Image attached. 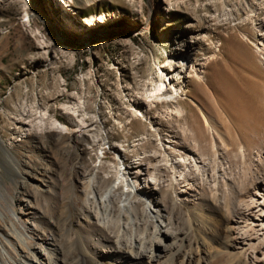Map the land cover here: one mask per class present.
<instances>
[{
	"label": "rangeland",
	"instance_id": "374dc122",
	"mask_svg": "<svg viewBox=\"0 0 264 264\" xmlns=\"http://www.w3.org/2000/svg\"><path fill=\"white\" fill-rule=\"evenodd\" d=\"M67 2L76 14L59 0H0V141L8 149L0 148L2 244L11 242L14 260L25 258L14 222L29 246L57 241V264H112L78 245L101 237L83 220L82 191L94 181L103 193L117 163L133 159L159 192L167 190L160 207L179 237L175 249L194 252L202 239L212 249L210 222L221 213L228 230L245 217L249 194L264 180V0ZM89 16L92 25H83ZM184 45L193 55L183 66L205 60L202 80L182 78L192 95L177 100L186 120L173 104L150 99L151 121L131 117L128 98L155 94L161 67L174 66L171 54ZM43 110L66 125L93 123L90 138L39 127ZM181 174L193 179V197H175ZM21 197L30 208L23 201L20 210Z\"/></svg>",
	"mask_w": 264,
	"mask_h": 264
},
{
	"label": "bare ground",
	"instance_id": "6f19581e",
	"mask_svg": "<svg viewBox=\"0 0 264 264\" xmlns=\"http://www.w3.org/2000/svg\"><path fill=\"white\" fill-rule=\"evenodd\" d=\"M59 3L68 13L76 14L67 0H59ZM80 21L83 25H92L93 16L81 17ZM259 46L264 49V43H260ZM192 55L193 51L190 48L188 49L187 45L177 48L171 54L170 62L174 63V66L161 67L160 84L156 89V93L149 94V91H144L141 96L128 98L131 117L140 116L151 121L154 117H148L147 108L149 103L146 101V99H150L151 106L154 105V101H166L173 104L174 115L186 120L185 109L177 100L181 97H192V95L189 90H186L182 78L189 77V73H193L196 79L202 80L203 75L198 72V69L202 68L205 63V60H202L194 65L183 66L182 64L191 60ZM204 101L202 103L203 107L207 104L206 98H204ZM39 116V127L56 132V136L66 133L69 136L76 135L90 138L93 123L86 124L82 119L76 121V123L72 121L69 125H66L55 117L47 118L46 110L40 112ZM202 117L206 123L207 119L204 116ZM0 148L7 154L8 149L2 141H0ZM109 149L118 158H121L122 148L113 144ZM104 150L103 147L98 149L99 153L104 152ZM129 161L130 163L126 165L124 162L117 163L113 183L103 193L97 191L95 184H93L94 181L89 182L87 190L84 191L83 189V220L86 225H92L99 229L101 237L91 240L89 245H87L88 243L85 244L82 238L79 239L78 245L82 252L90 246L94 251L110 259L112 264H264V180L259 182L254 191L249 194L248 204L246 203L247 215L245 217L233 219L228 230L224 226V217L221 213L214 221L210 222L214 232V242L218 245L209 250L205 247L202 239V242L199 240L202 247L200 246L194 252L182 253L177 247L175 249L176 244L178 245L175 242L176 231L170 229L169 223L171 221H168V217L160 207L161 197L165 198L168 194L167 190L159 192L160 186L157 188L158 182L156 179L154 180L153 176H145V173H143L147 169L145 164H135L133 159ZM193 171L195 170L193 169ZM153 175L155 176V174ZM181 175V177L178 176L179 179L177 177L178 180L175 182L179 185L178 187L174 186L173 193L175 197L179 199L183 194L193 197L191 193L193 191V179L187 174ZM41 183L42 186L45 185L43 181ZM40 188L42 193L47 190ZM53 194L56 197L59 195L56 190L53 191ZM22 196L26 195L23 194ZM23 199V197L19 198L20 210H22L21 202L25 201ZM24 204L26 209L31 206L28 201H25ZM138 205L143 207L140 216L136 213ZM41 209L42 214L47 216V205H43ZM23 212L26 213V211H21V213ZM12 215L17 218L15 212ZM0 218H3L1 211ZM11 228L21 245L26 248L25 258L19 261L11 258L7 249L12 247L11 242L6 240V244H2L0 240L2 259L0 264H8L9 261L15 264L58 263L57 259L59 257L57 254L62 250V246L57 241L51 238L52 240L47 241L45 245L39 247L29 246L27 244L28 238L16 229L14 222L11 223ZM149 229H152L151 233ZM246 229L248 231L250 229L251 233H247ZM177 238L179 239V237ZM170 256L171 258H169ZM220 256L224 257L220 258ZM214 259L217 261L215 262ZM211 260L214 263H210Z\"/></svg>",
	"mask_w": 264,
	"mask_h": 264
}]
</instances>
